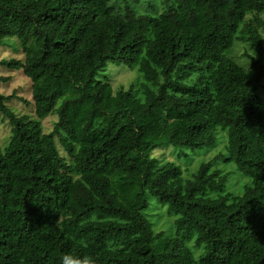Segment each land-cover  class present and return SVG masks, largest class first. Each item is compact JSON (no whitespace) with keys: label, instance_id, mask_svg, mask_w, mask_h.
<instances>
[{"label":"trees","instance_id":"16d2710c","mask_svg":"<svg viewBox=\"0 0 264 264\" xmlns=\"http://www.w3.org/2000/svg\"><path fill=\"white\" fill-rule=\"evenodd\" d=\"M10 38L31 98L0 91V264H264V0H0ZM109 62L139 79L115 90ZM221 131L238 192L154 155Z\"/></svg>","mask_w":264,"mask_h":264},{"label":"rangeland","instance_id":"374dc122","mask_svg":"<svg viewBox=\"0 0 264 264\" xmlns=\"http://www.w3.org/2000/svg\"><path fill=\"white\" fill-rule=\"evenodd\" d=\"M154 3V2H153ZM150 8L156 9V2L154 4H150ZM145 7V2L139 5ZM152 9H147L149 12H152ZM161 9V6L159 7ZM160 11V10H159ZM22 44L17 41L16 38H10L9 41L6 42L5 45H0V57L1 58H10V57H19L20 51L22 50ZM240 53V48L237 49ZM235 51V52H237ZM237 59V54L233 55ZM0 58V59H1ZM247 61H243L242 63L246 64ZM249 66V63L247 64ZM22 70V69H20ZM0 75L4 76H12L13 78L8 82L0 81V91L5 92L6 94H12L17 92L19 95L25 96L28 99L31 98L30 94V83L29 78L24 75L22 71H18L15 68H11L9 66L1 65L0 64ZM140 74L137 70L132 69L128 66L127 63H114L109 62L107 67L100 72L99 78L103 79L106 78L109 80L113 88L115 90L121 88H129L132 83H134L137 79H139ZM17 90V91H15ZM264 92V91H263ZM264 94V93H263ZM13 105L17 106L18 108H22L23 111L21 112H31V107L25 106L23 101L14 98ZM57 118V115H50L46 119L43 120V124L46 129H51L53 126L54 120ZM10 131V126L8 121L3 122L0 120V143L5 140V137L8 136ZM227 145V131H221L217 136V140L214 145L209 147H204L202 149H193L192 147H184L183 155L176 153L173 149L172 151L162 147L157 149L154 152V155L162 159L161 161H174L178 162V164L182 165L185 170L191 168L195 170L196 166H198L203 161H211L214 160L217 163V166L221 168L231 171L233 170L234 173L232 174L231 184L234 186L232 189H235L237 192L242 190L245 183L249 182L250 178L243 176L239 171L237 172L231 164L227 163L226 160L223 158L222 154L227 152L226 150ZM175 152V153H174ZM158 158V159H159ZM176 162V163H177ZM234 165V164H233ZM235 166V165H234ZM243 178H242V177Z\"/></svg>","mask_w":264,"mask_h":264},{"label":"clouds","instance_id":"9594fccd","mask_svg":"<svg viewBox=\"0 0 264 264\" xmlns=\"http://www.w3.org/2000/svg\"><path fill=\"white\" fill-rule=\"evenodd\" d=\"M59 264H95V260L89 254L79 255L69 251L60 255Z\"/></svg>","mask_w":264,"mask_h":264}]
</instances>
